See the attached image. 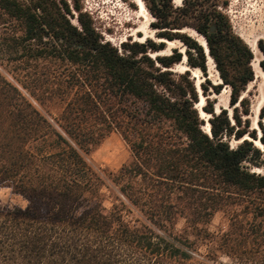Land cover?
Masks as SVG:
<instances>
[{"label":"trees","instance_id":"16d2710c","mask_svg":"<svg viewBox=\"0 0 264 264\" xmlns=\"http://www.w3.org/2000/svg\"><path fill=\"white\" fill-rule=\"evenodd\" d=\"M184 1L153 0L152 25L204 74L205 48L175 31L193 25L206 38L233 123L204 84L202 118L190 72L172 71L177 49L114 46L82 0H0V186L28 202L0 209V264H264V174L245 164L264 155V105L258 133L243 96L254 52L217 2ZM258 47L264 56V39ZM112 132L131 151L117 171L89 159ZM219 211L228 226L212 231Z\"/></svg>","mask_w":264,"mask_h":264},{"label":"rangeland","instance_id":"374dc122","mask_svg":"<svg viewBox=\"0 0 264 264\" xmlns=\"http://www.w3.org/2000/svg\"><path fill=\"white\" fill-rule=\"evenodd\" d=\"M153 0H144V3L147 8V16L144 17L141 15L143 11L140 10L139 6L135 3V0H82L84 11L89 13L94 21V25L96 29L100 32L103 39L105 41L111 42L114 46L121 48V44L125 41H139L137 40V36L133 35L135 30L141 24H147V27L150 31L153 32L154 38H145L144 41L139 42H147L149 40L161 43L157 41L159 32L161 30L154 28L152 23L156 22V17L152 14L150 10V5ZM218 3V9L227 15L229 18L232 28L241 37H245L247 39L257 38L258 41L260 39H264V0H214ZM193 0H188L187 6H190ZM174 7H183L186 5L185 1L182 0L181 4L172 0ZM186 6V7H187ZM75 17L72 18V22L77 24L76 14ZM190 24H194V19H188ZM188 32H184L189 34V32H196L200 34L193 25L187 26L184 28ZM182 32L183 31H175ZM144 33H139L142 37ZM190 35V34H189ZM204 37L202 34H200ZM242 37V38H243ZM194 38V37H193ZM244 39V38H243ZM180 46L177 49L182 53L183 58L186 57L185 66L189 67V72L195 82V85L198 89V93L200 95V99L205 95L202 84H204L207 88V95L210 100L214 103L216 110L221 109L226 106L227 112L229 116L232 118V123L234 121L233 118V106L230 105V93L225 94L223 97H220L211 87V85H218L220 80V74L216 67V63H214V71L208 65L207 74H204L199 68L191 67L188 61V54L186 52L187 46L179 39ZM165 46L167 44L165 43ZM170 47H166L165 50L161 51L163 55L172 54ZM184 49V52L181 51ZM154 54V53H153ZM260 56V57H259ZM263 54L260 51L258 54V58L263 59ZM215 62V61H214ZM183 59L180 63H177L173 66L172 71L175 74H183L186 70H183ZM195 71H198L197 77H195ZM264 73V72H263ZM221 84V93L224 89H227V85L223 82ZM264 84V78L256 79L254 82L250 83L247 86L245 92H243V96H247L251 99V105L255 102L257 96L259 95L260 88ZM229 90L230 87L228 86ZM220 94V93H219ZM206 97V95H205ZM207 98V97H206ZM223 100V103H221ZM206 104V102H205ZM204 104V105H205ZM222 104V105H221ZM203 105V106H204ZM203 106L198 108L200 112H204ZM209 116L207 115L206 120ZM259 119V116L258 118ZM252 126L254 124L255 118L251 117ZM258 123V120H257ZM207 127V124L205 125ZM208 128V127H207ZM257 130V129H256ZM259 133V130H257ZM259 135V134H258ZM230 143L233 147H236L238 142L232 137ZM263 151V150H262ZM264 152V151H263ZM131 158V151L125 141L122 139L119 133L112 132L90 155L89 159L91 162L97 166H101L103 168H107L112 171H117L124 163L129 161ZM260 162L263 163L261 166H256L251 164L250 162H246L245 164L252 171L256 169V167L261 168V174H264V155L261 157ZM28 204L27 200L24 199L21 195L17 194L12 187L7 185L0 186V209H6L12 206H22L26 207ZM183 225V220H181L179 227ZM228 226V220L225 217L224 212L219 211L213 217V220L210 224V229L212 231H217L219 229H224Z\"/></svg>","mask_w":264,"mask_h":264},{"label":"bare ground","instance_id":"6f19581e","mask_svg":"<svg viewBox=\"0 0 264 264\" xmlns=\"http://www.w3.org/2000/svg\"><path fill=\"white\" fill-rule=\"evenodd\" d=\"M175 3H177L178 5L181 4L182 0H174ZM135 3L139 6L140 10L143 11V13H141L142 16L146 17L148 14L147 13V8H146V5L144 3V0H135ZM183 32H188L187 30H182ZM144 33L143 36L141 37L139 35V33ZM189 34L194 37L195 39H197L200 44H202V46H204L206 48L207 46V43H206V40L198 33L196 32H189ZM133 35H136L138 38L137 40L139 41H144L145 38H154L153 36V32L150 31L147 27V24H141L136 30L135 32L133 33ZM243 37V36H242ZM245 42L250 46V48L252 49V51L254 52V60H253V68L255 70V73H256V78L259 79V78H264V73L262 71V68L260 66V61L262 59L258 58V54L260 53V49L258 47V39L257 38H254V39H247L245 37H243ZM157 41L159 42H163V43H166L168 47H170L171 49H174V48H179L180 46H183L182 44L179 43L178 40H167L165 38H157ZM182 52H184V49H181ZM206 51L208 52V49L206 48ZM171 53L169 54H166V55H170ZM157 55H163L162 52H157V53H152V56L153 57H156ZM260 57V56H259ZM185 62H186V57L184 58L183 60V67L181 66V68L183 70H186L188 71L189 70V67L188 66H185ZM208 65L210 66V68L212 69V71H214V61L211 57H209V60H208ZM185 71V72H186ZM197 74H198V71H195V77H197ZM219 84L222 83L221 80H219ZM230 93V90L229 88L227 87V89H224L222 91L221 94H218L220 97H223L225 94H229ZM206 102V97L205 95L200 99V102L197 104V108H200L201 106H203ZM221 103H223V100H221ZM222 105V104H221ZM264 105V84H262L261 88H260V92H259V95L257 96L255 102L252 104V107H251V113L252 115L250 116L251 117H254L255 118V121H254V124L252 126L253 129H257L259 128V125L257 123V120L259 121L258 116H259V113H260V110L262 108V106ZM222 108H223V105H222ZM221 108V109H222ZM224 108H227L226 106ZM221 109H217V112H220ZM207 115L210 117L209 114H207L205 111L204 112H201V116L202 118H206ZM206 130H208L207 127H205ZM249 138L251 139L250 137H246V139ZM256 142V146L260 147V148H263L264 150V146L261 145V142L259 140H255ZM255 171L257 172H261L260 168H256Z\"/></svg>","mask_w":264,"mask_h":264},{"label":"flooded vegetation","instance_id":"af4514ba","mask_svg":"<svg viewBox=\"0 0 264 264\" xmlns=\"http://www.w3.org/2000/svg\"><path fill=\"white\" fill-rule=\"evenodd\" d=\"M184 30V29H183ZM191 36V35H190ZM192 37V36H191ZM161 38V37H160ZM204 38V37H203ZM166 39V38H165ZM195 39V38H194ZM205 39V38H204ZM167 40H169V39H167ZM176 40V39H175ZM206 43H207V41H206ZM204 47V46H203ZM205 48V47H204ZM206 48L208 49V43H207V46H206ZM206 48H205V50H206ZM206 54H208V52L206 51ZM209 57L210 56H208V60H209ZM185 58V57H184ZM184 58H183V60H184ZM212 58V57H211ZM213 59V58H212ZM214 61V60H213ZM215 63V62H214ZM262 68V67H261ZM262 71L264 72V70L262 69ZM220 78V77H219ZM220 80L222 81V79L220 78Z\"/></svg>","mask_w":264,"mask_h":264},{"label":"water","instance_id":"95a60500","mask_svg":"<svg viewBox=\"0 0 264 264\" xmlns=\"http://www.w3.org/2000/svg\"><path fill=\"white\" fill-rule=\"evenodd\" d=\"M205 38V37H204ZM205 40H206V38H205ZM207 41V40H206ZM206 51V50H205ZM208 56H210V57H212L211 56V54H210V52H209V47H208V54H207V57ZM213 58V57H212ZM214 60V59H213ZM261 66V65H260ZM221 78V77H220ZM200 102V101H199ZM260 131V133H262V131H261V129L259 130ZM259 137H260V135H259ZM260 142H261V140L259 139V138H257ZM262 143V142H261Z\"/></svg>","mask_w":264,"mask_h":264}]
</instances>
